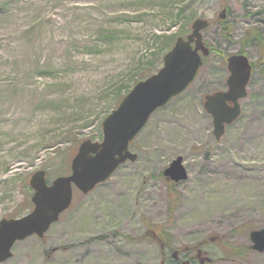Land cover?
Here are the masks:
<instances>
[{
    "label": "rangeland",
    "instance_id": "374dc122",
    "mask_svg": "<svg viewBox=\"0 0 264 264\" xmlns=\"http://www.w3.org/2000/svg\"><path fill=\"white\" fill-rule=\"evenodd\" d=\"M196 18L209 22L210 52L135 136L136 160L88 193L74 189L45 234L17 241L0 264H175L174 251L182 261L199 252L202 264L210 238L245 243L241 233L264 225V55L253 43L241 113L219 140L203 107L225 89L245 29L264 36V0H0V218L28 212L34 171L67 174L78 144L101 140L103 118ZM177 156L187 178L175 183L162 170Z\"/></svg>",
    "mask_w": 264,
    "mask_h": 264
},
{
    "label": "water",
    "instance_id": "95a60500",
    "mask_svg": "<svg viewBox=\"0 0 264 264\" xmlns=\"http://www.w3.org/2000/svg\"><path fill=\"white\" fill-rule=\"evenodd\" d=\"M225 17V8L218 13ZM208 25L203 18L195 19L186 36L177 37L164 54L162 66L146 78L137 81L122 97L117 107L101 122L102 139H85L71 158L70 173L55 177L47 183L43 169L33 172L28 180L32 188V208L18 217L0 218V262L11 257L13 244L28 236L42 237L59 214L71 203L73 185L82 193L91 191L105 181L126 160L134 161L136 153L129 144L149 116L172 97L182 92L195 78L202 57L209 49L202 41L201 30ZM229 71L225 91L205 96L204 108L212 117L215 139L223 134L225 126L240 114L239 99L246 95L251 64L244 54H232L226 59ZM207 155V154H205ZM162 174L175 182L185 180L187 172L182 157L174 158ZM252 247L264 252V228L249 234Z\"/></svg>",
    "mask_w": 264,
    "mask_h": 264
},
{
    "label": "flooded vegetation",
    "instance_id": "af4514ba",
    "mask_svg": "<svg viewBox=\"0 0 264 264\" xmlns=\"http://www.w3.org/2000/svg\"><path fill=\"white\" fill-rule=\"evenodd\" d=\"M261 228H264V225L256 226V228L252 230H259ZM249 232L247 235L241 233V235H243L246 240L245 243L234 242L233 244L231 243V246L228 245V243L221 244L219 241L217 242L215 238H210L213 243H209L211 244L209 251H204V259L202 264H212L216 261V259H223L222 262H225L224 264H264V252L258 251L252 247V241L250 240ZM232 235L233 239L237 238L236 233H232ZM177 253L178 252H174L172 254L174 258L170 261L176 262L178 264H196L198 262V253H192L189 256L188 261L180 260L177 257ZM228 254H230V257L232 258H228ZM225 255L227 256L225 257Z\"/></svg>",
    "mask_w": 264,
    "mask_h": 264
},
{
    "label": "trees",
    "instance_id": "16d2710c",
    "mask_svg": "<svg viewBox=\"0 0 264 264\" xmlns=\"http://www.w3.org/2000/svg\"><path fill=\"white\" fill-rule=\"evenodd\" d=\"M219 24L224 36L227 37L228 40L233 39L232 35L230 34L232 28L229 23L226 20H220ZM239 42L241 43V47L238 51L239 53H245V46L253 43L258 48V50L261 51L262 56L264 55V36L260 35L258 31H251L249 28L245 29L244 34L239 38ZM64 170L65 169H63V171ZM27 206L31 207L30 200H27Z\"/></svg>",
    "mask_w": 264,
    "mask_h": 264
}]
</instances>
